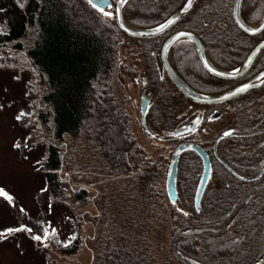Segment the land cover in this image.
I'll list each match as a JSON object with an SVG mask.
<instances>
[{"label": "trees", "instance_id": "trees-1", "mask_svg": "<svg viewBox=\"0 0 264 264\" xmlns=\"http://www.w3.org/2000/svg\"><path fill=\"white\" fill-rule=\"evenodd\" d=\"M183 1L131 0L124 17L135 28H154ZM232 6L233 0H200L179 26L204 39L219 60L228 51L225 37H233L232 50L241 54L240 44L249 37L233 23ZM258 6L264 10V0ZM249 8L255 13V3ZM103 13L90 0H0V53L9 46L26 50L46 86L39 120L51 140L43 164L48 191L72 205H88V190L70 183L80 167L83 179L99 182L103 190L94 264H264V176L244 183L221 163L247 176L255 157V175L263 169L264 88L227 109L196 105L162 69L163 37H129L115 15ZM180 44L171 59L183 80L200 93H223L224 82L202 70L193 45ZM124 55L133 59L129 66ZM258 66L264 67V53ZM122 76L134 83L141 78L142 94L150 102L149 135L169 143L156 159L136 143ZM226 115L235 118L230 123L238 139L221 142L216 156L214 143L225 130ZM181 142L198 143L211 159L213 174L199 210L194 199L203 163L195 152L180 158L178 203L166 193L170 160ZM64 167L70 168V181L62 177ZM232 209L230 218L236 220L227 229L225 217ZM80 243L77 233L58 247L75 255Z\"/></svg>", "mask_w": 264, "mask_h": 264}, {"label": "rangeland", "instance_id": "rangeland-1", "mask_svg": "<svg viewBox=\"0 0 264 264\" xmlns=\"http://www.w3.org/2000/svg\"><path fill=\"white\" fill-rule=\"evenodd\" d=\"M19 2L23 4L24 0ZM105 11L112 18L113 11ZM132 61L127 58L126 64L129 66ZM121 80L136 143L156 159L159 149L167 150L169 143L154 139L148 134V126L145 128L142 123L141 78L137 83L125 76ZM45 90L26 50L19 52L9 46L0 53V191L12 197L9 202L0 194V264H94V239L104 205L103 190L99 182L83 179L80 172L84 170L80 167L77 178L70 183L74 189L88 190V205H72L48 191L43 164L51 140L39 120ZM69 172L68 167L61 172L65 181H70ZM9 228L21 230L9 234L6 231ZM77 233L81 241L78 254L62 253L58 245L72 242ZM37 235L40 241L33 239Z\"/></svg>", "mask_w": 264, "mask_h": 264}, {"label": "water", "instance_id": "water-1", "mask_svg": "<svg viewBox=\"0 0 264 264\" xmlns=\"http://www.w3.org/2000/svg\"><path fill=\"white\" fill-rule=\"evenodd\" d=\"M93 2V0H90ZM131 0H118L115 7V20L119 29L125 33L127 36L138 39H153L159 37L169 30H171L176 24H178L182 19L187 17L191 11L194 9L195 5L199 0H186L181 7L164 23L171 20L173 24L169 25L163 31H158L160 25L150 29H139L131 26L124 17V8L127 3ZM242 7L243 0H234V18L238 27L247 35L255 36L264 31V19L257 25L252 26L245 23L242 18ZM105 10V9H102ZM179 41H188L192 43L197 51L198 57L205 68V70L212 75L213 77L221 80H231L241 77L245 74L248 69L251 67L254 59L264 50V40L260 42L248 55L244 64L238 68L236 71L226 72L218 68L213 64L210 58L207 55L205 47L202 41L194 34L188 31H178L171 36H169L164 42L161 52H160V63L165 70L169 80L177 91L188 101L200 105V106H215L225 104L231 100L237 99L252 91L261 89L264 86V70L259 73L255 79L249 81L248 83L241 85L237 88L232 89L231 91L225 92L220 95H208L200 93L194 90L189 86L183 78L178 74L174 69L171 63V51L173 46ZM207 65V66H206ZM209 68L214 69V71H209ZM215 72L224 73L225 75L218 76ZM247 85V88H245ZM238 89H244L243 91H238ZM149 106V101L146 97L142 98V122L146 128V112ZM229 135H223L220 139L217 140L215 147H217L218 142L224 138H227ZM195 152L202 160L203 163V172L196 190L195 194V207L199 210L205 191L211 181L213 174V167L208 153L196 143H183L180 144L173 152V155L170 160L167 177H166V193L168 199L171 203L177 204L179 200L178 190H177V177H178V167L181 156L186 152ZM264 173V171H263ZM262 173V174H263Z\"/></svg>", "mask_w": 264, "mask_h": 264}, {"label": "flooded vegetation", "instance_id": "flooded-vegetation-1", "mask_svg": "<svg viewBox=\"0 0 264 264\" xmlns=\"http://www.w3.org/2000/svg\"><path fill=\"white\" fill-rule=\"evenodd\" d=\"M117 1L118 0H93V2H96L97 3V7L99 8V9H111L112 11H113V13H114V15H115V7H116V3H117ZM186 0H184L183 1V3L185 2ZM130 2V1H129ZM128 2V3H129ZM200 2V0L197 2V4ZM248 2L249 3H251L252 2V4L253 3H255V13H254V9H250L249 8V5H248ZM258 2H259V0H243V7H242V18H243V20L245 21V23H247L248 25H252V26H257V25H259L262 21H263V19H264V10H260L259 9V6H258ZM128 3H127V5H128ZM182 3V4H183ZM181 4V5H182ZM196 4V5H197ZM181 5L172 13V15L181 7ZM196 5H195V7H196ZM126 7V6H125ZM195 7H194V9H195ZM233 9H232V19H233V23L236 25V27L238 28V30L241 32V33H243V34H245L247 37H249V40L247 41V43H243V44H240V49H243L244 50V48L246 49V51H245V53H243V50H242V53L240 54V52H235L234 53V51L232 50V46L231 45H233L232 43L233 42H235L234 41V39H233V37H225V39H224V45H223V47L224 46H227V47H225V49H228V51L226 52V54H224L223 56H222V58L219 60L217 57H216V55H214L213 53H212V56H211V54H210V52L208 51V43L206 42V41H204V39H200L194 32H192V31H190V30H187V29H183V28H181L179 25H180V23L182 22V21H184V19H186L192 12H193V10L191 11V13L187 16V17H185L184 19H182L178 24H176L171 30H169L168 32H166L165 34H163V35H161V36H159V37H163L164 39L162 40V43H161V47H160V52H161V48H162V46H163V44H164V42L166 41V39L169 37V36H171L172 34H174V33H176V32H178V31H188V32H191V33H194L201 41H202V43H203V45H204V47H205V50H206V52H207V55H208V57L210 58V60L213 62V64L215 65V66H217L218 68H220L221 70H223V71H226V72H232V71H236L238 68H240L243 64H244V62L246 61V59H247V57H248V55L250 54V52L260 43V42H262L263 40H264V31L262 32V33H260V34H258V35H255V36H250V35H247L246 33H244L239 27H238V25H237V23H236V21H235V18H234V0H233ZM125 9V8H124ZM260 10V11H259ZM171 15V16H172ZM170 16V17H171ZM169 17V18H170ZM168 18V19H169ZM167 19V20H168ZM164 23V22H163ZM159 37H156V38H159ZM237 39L239 38V37H236ZM154 39V38H153ZM242 40V39H241ZM181 42H184V41H179L178 43H176L174 46H173V48L174 49H176V47H177V55H178V53H179V51H180V48H181V45L182 46H184V44H180ZM186 42H188V41H186ZM190 43V42H189ZM192 44V43H191ZM193 45V44H192ZM193 47H194V51H195V55H196V57H197V60H198V62H199V64H200V66H201V68H202V70H204L207 74H209L206 70H205V68L203 67V65H202V63H201V61H200V59H199V57H198V54H197V51H196V48H195V46L193 45ZM173 48H172V50H173ZM160 52H159V57H160ZM171 53H172V51H171ZM263 53H264V50L256 57V59H254V61H253V63H252V65H251V67L248 69V71L245 73V74H243L241 77H239V78H236V79H231V80H221V79H217L216 78V80L218 81H221V82H224V85L223 86H221V90L222 91H224L223 93H225V92H228V91H231L232 89H234V88H237V87H239V86H241V85H244V84H246V83H248L249 81H251V80H253V79H255V77L259 74V73H261L263 70H264V67H260V66H258V61H259V59L261 58V56L263 55ZM218 60V61H217ZM171 63H172V59H171ZM173 65V64H172ZM186 65V64H185ZM162 66V65H161ZM174 67V66H173ZM162 69H163V67H162ZM175 69V68H174ZM176 70V69H175ZM163 71L165 72V70L163 69ZM177 71V70H176ZM165 74H166V72H165ZM167 75V74H166ZM210 75V74H209ZM210 76H212V75H210ZM213 77V76H212ZM215 78V77H214ZM264 88V86L261 88V89H263ZM261 89H259V90H261ZM259 90H256V91H259ZM223 93H221V94H223ZM252 93H254L255 94V90L254 91H252V92H250V93H248L247 95H244V96H242V97H239V98H237V99H234V100H231V101H229V102H227V103H225V104H221V105H225L226 107V109L228 108V107H232V105L234 104V103H236L237 101H238V103L240 104V103H242V101H245V100H241V99H243L244 97H247V96H249L250 94H252ZM204 94V93H203ZM143 95V94H142ZM209 95V94H208ZM216 95H220V94H216ZM143 97H145V96H142V98ZM147 98V97H146ZM148 99V98H147ZM148 101H149V99H148ZM149 104H150V102H149ZM200 106V105H199ZM216 106V105H215ZM149 107V106H148ZM201 107H207V106H201ZM229 113V112H228ZM142 114V113H141ZM224 120H225V130L222 132V134L215 140V143H214V155H216L217 156V153H218V146H219V144L221 143V142H223L224 144L225 143H228L231 139L232 140H234V139H238L237 138V135H236V133L234 132V128H232V125H231V121H233V120H235V118H232V117H227V115L225 116V118H224ZM145 122H146V119H145ZM143 123V122H142ZM147 126V125H146ZM151 132L149 131V133L148 134H150ZM225 133H230L229 134V136L227 137V138H224V139H222V140H220L219 142H218V145H217V147H215V145H216V142H217V140L218 139H220V137H222ZM152 134H154V133H152ZM151 135V134H150ZM183 143H194V142H181V143H179L178 144V146L180 145V144H183ZM196 144H198V143H196ZM177 146V147H178ZM201 146V145H200ZM176 147V148H177ZM202 147V146H201ZM175 148V149H176ZM205 150V149H204ZM206 151V150H205ZM207 152V151H206ZM208 153V152H207ZM209 155V154H208ZM224 155V154H223ZM210 157V156H209ZM211 160V159H210ZM253 162H252V164H254L252 167H251V169L249 170V173H248V171H247V176L245 175V173L243 174V175H245V176H241V175H238L237 173H235V170L234 169H232L227 163H226V161L225 160H221V163H222V165H223V167L227 170V171H229L230 173H232L233 175H235L236 176V178L237 179H239V181H241V182H244V183H253V182H255L256 180H258L260 177H263L264 176V173H263V171H264V167H263V169L260 171V173L259 174H257V175H255V157H254V159L252 160ZM246 169V168H245ZM244 169V170H245ZM245 172H246V170H245ZM251 172V173H250ZM263 173V174H262ZM210 184V183H209ZM177 190H178V177H177ZM178 193H179V190H178ZM179 196V195H178ZM183 196H181V198H182ZM195 200V199H194ZM179 201V200H178ZM232 214H233V209L232 210H230L228 213H227V217H225V219H226V221H228L227 222V229L228 228H231V226L235 223V218H230L231 216H232ZM255 264V263H254Z\"/></svg>", "mask_w": 264, "mask_h": 264}, {"label": "snow or ice", "instance_id": "snow-or-ice-1", "mask_svg": "<svg viewBox=\"0 0 264 264\" xmlns=\"http://www.w3.org/2000/svg\"><path fill=\"white\" fill-rule=\"evenodd\" d=\"M92 7H93V8H97V3H96V2H92ZM101 11H102V10H101ZM103 14H104L105 16H108V15H109V13L106 12V11H105ZM171 24H173V21H171V20L167 21V23H165V24H161V25H160V28L158 29V31H163L164 29H166V28H167L169 25H171ZM206 66H207V65H206ZM209 71H214V69L209 68ZM215 74L218 75V76L225 75L224 73H220V72H215ZM245 88H247V85H245ZM243 90H244V89H238V91H243ZM229 134H230V133H225L226 136L229 135ZM0 194L4 195L5 198H6L9 202H11V200H12V197H11V196H8L6 193H3L2 191H0ZM19 230H21V229L9 228V229H7L6 231H7V233L11 234V233L16 232V231H19ZM23 230L28 231V232H31V229H28V228H25V229H23ZM33 239H35L36 241H40V240H41V237H40L39 235H37V236H34Z\"/></svg>", "mask_w": 264, "mask_h": 264}]
</instances>
